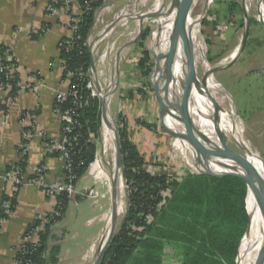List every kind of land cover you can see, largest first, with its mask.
Masks as SVG:
<instances>
[{
	"label": "rangeland",
	"instance_id": "obj_1",
	"mask_svg": "<svg viewBox=\"0 0 264 264\" xmlns=\"http://www.w3.org/2000/svg\"><path fill=\"white\" fill-rule=\"evenodd\" d=\"M166 1L168 3L170 0ZM207 2L208 0H190L188 10L193 17L201 16ZM155 3L156 0H108L96 14L91 35L93 58L97 66L95 74L101 89L99 97H95L101 101V107H99L101 129L99 138L95 140L97 154L93 165L97 161L99 171L102 170L104 175L98 174V169L95 166L94 169L93 166H90L86 176H90L94 182H90L88 195L96 196L95 200L99 207V212L96 214L97 219L98 221L100 217L104 219L105 229L100 245L105 243L112 228V197L114 196L112 159L104 155L102 138L104 110L113 120L120 144V137L125 130L129 141L137 146L147 162V172L175 178L178 173L183 172L196 175L205 173L198 169L192 171L189 168L176 147V134L171 131V127H169L171 130L168 128L162 118L163 110L153 84V81L156 83L155 78L152 81L157 68L151 42L154 33L168 25V20L162 16L151 19L142 27L143 32L150 30L145 47L151 55L152 72L149 76H145L141 70H139L140 73L137 72V65L143 59L142 50L138 46L143 32L137 39L140 31V18L151 11ZM249 5L252 23L247 49L237 63L217 72L213 77L220 89L216 96L219 101L224 103L223 108L227 111L234 110V121L239 126L238 136L242 145L227 134L222 127H219L221 131L219 140L216 139L218 129L215 127L212 128L211 138L215 140L217 146L238 156L246 157V153H248L258 157L264 167V27L259 21V0H249ZM243 27V0L212 1L206 17L195 29L197 39L191 45L192 49L197 48L195 54L198 60L197 62L193 60L192 64L198 83L199 81L204 83V78L210 69L223 65L232 58L239 45ZM126 46L129 47L125 49ZM130 48L131 51H129ZM124 51L130 52L128 56L141 52L139 63L135 64L132 69H128V76L122 73L126 70H122L124 63L129 58L128 56L127 59L125 58ZM91 79H94L92 70L90 72ZM182 88L186 93L190 91L188 84ZM103 96V101H106L105 108H103ZM88 105L87 103L86 107ZM169 114L171 121L172 111H169ZM141 122L143 125H139ZM125 123L128 124L127 129ZM186 152L193 159L196 158L191 149L187 148ZM121 170L125 183V199L123 200L125 205L124 213L118 217L117 228L123 222L128 211L129 188L125 181L123 166ZM118 182L117 180V184ZM98 221L95 222L93 228L99 225ZM95 232L96 230L89 235L86 234V238L82 237L79 247V253L82 256L86 254L89 245L94 242L95 236H97ZM170 252H167L169 258L166 260L167 264H169L168 262L175 263ZM86 257L87 261L83 258L80 262L89 264V256ZM95 259L96 256L91 264H94Z\"/></svg>",
	"mask_w": 264,
	"mask_h": 264
},
{
	"label": "trees",
	"instance_id": "obj_2",
	"mask_svg": "<svg viewBox=\"0 0 264 264\" xmlns=\"http://www.w3.org/2000/svg\"><path fill=\"white\" fill-rule=\"evenodd\" d=\"M107 1L93 0L87 8L84 0L79 1L84 14L74 34L73 48L69 51L61 49L63 66L67 70L63 73V80L67 79L68 73H74L75 76L70 80L72 92L82 93V107L77 113V121L81 127L73 133V136L80 137L81 144L72 156L77 181L86 176L97 154L95 140L99 138L101 129V101L92 97V93L86 88L90 82L93 61V53L87 42L94 29L96 14ZM51 6L60 8L65 3L57 2ZM149 35L150 30H145L138 44L143 55L139 68L145 76L152 72L151 55L145 47ZM63 42L71 40L64 39ZM11 66L18 68L10 49L0 42V83L5 88L11 87L10 98L14 101L20 91V77L15 72L12 78L7 69ZM79 72L84 74L83 81L76 78ZM76 85H79L78 90L73 89ZM73 101V96H69L64 104L55 105L58 111L64 112L73 106ZM4 110L7 108L4 107ZM125 125L127 129L128 124ZM139 125H143V122ZM128 137L124 130L120 139L124 177L129 188L128 211L116 229L102 264H167L168 251L174 257L173 264H236L241 242L250 224L246 183L233 177L210 175L185 174L181 181L167 175H153L146 171L145 158ZM90 139L93 142L87 143ZM55 155L60 157L58 152ZM20 167L24 171L26 162ZM16 198L12 201L13 213L17 205ZM7 199L6 195H2L1 202ZM58 201L63 210L60 223L70 200L63 195ZM149 217L153 218L150 223ZM9 218L0 209V219ZM40 224L37 221L29 230ZM53 228L48 227L44 232H39L38 246L33 248L28 245L29 253H18V262L50 264L47 250Z\"/></svg>",
	"mask_w": 264,
	"mask_h": 264
},
{
	"label": "crops",
	"instance_id": "obj_3",
	"mask_svg": "<svg viewBox=\"0 0 264 264\" xmlns=\"http://www.w3.org/2000/svg\"><path fill=\"white\" fill-rule=\"evenodd\" d=\"M64 1L0 0V42L10 49L20 77V91L12 102L10 92L0 83V202L9 187L7 174L21 162L19 151L25 133L29 134L25 176L29 178L44 167L48 186L66 181L64 164L47 143L62 139L63 119L55 102L60 92L69 91V82L63 80L60 44L73 35L70 17L63 7L57 8L55 14L48 12L49 5ZM79 1L72 0L78 14L82 12ZM129 51L123 52L125 58ZM140 54L126 58L123 75L128 76V69L139 63ZM137 67L140 73L139 65ZM37 126L44 131L45 138L35 134ZM90 182H93L90 176L78 181L77 193L70 200L63 220L50 233L47 250L50 264H84L80 260L87 261L86 256L91 264L97 257L105 224L103 218L98 217V221L96 216L99 212L96 196L88 195ZM16 199V209L0 235V264H14L27 228L54 208V203L30 182L22 186ZM96 221L99 225L93 228ZM94 230L97 236L82 256L79 253L82 237L86 238V234Z\"/></svg>",
	"mask_w": 264,
	"mask_h": 264
},
{
	"label": "bare ground",
	"instance_id": "obj_4",
	"mask_svg": "<svg viewBox=\"0 0 264 264\" xmlns=\"http://www.w3.org/2000/svg\"><path fill=\"white\" fill-rule=\"evenodd\" d=\"M212 1L208 0L201 16L193 17L189 10L185 14L181 13L182 0H170L168 3L166 0H156L154 8L140 18L139 27L157 16L168 20V25L158 29L151 40L157 68L152 81L155 78L156 83L153 81L155 91L164 104L162 118L168 128L171 127L172 130L169 129L176 134V147L192 171L198 169L215 175L222 172L215 167L207 154V143L213 142L215 146L212 151L218 162L230 170L243 172L249 169L264 178V167L258 157L251 154L241 157L216 145L215 140L211 138V131L214 127L217 129L222 127L227 134L242 145L238 136L239 126L234 121V110L227 111L223 108L224 103L216 96L220 89L213 78H210L205 88L204 83L197 82L193 64L190 73L187 72V42L190 41L192 45L197 39L195 29L206 17ZM196 49L191 47V63L193 60L194 62L198 60L195 54ZM185 84L190 85V91L187 93L182 88ZM210 96L218 106L217 112L214 110ZM169 111H172V121H170ZM114 128L113 120L107 114L103 122L102 138L104 155L112 159V182L116 179L119 181L117 190H113L114 196L112 197L113 201L117 202L119 217L124 213L125 183L122 170L119 169L117 162ZM187 148L192 150L196 158L193 159L188 155ZM97 163L96 161V165L94 164L92 168L94 169L95 166L98 174L104 175L102 170L99 171ZM246 203L250 224L239 249L237 264H256L264 248V203L261 191L251 186Z\"/></svg>",
	"mask_w": 264,
	"mask_h": 264
},
{
	"label": "built area",
	"instance_id": "obj_5",
	"mask_svg": "<svg viewBox=\"0 0 264 264\" xmlns=\"http://www.w3.org/2000/svg\"><path fill=\"white\" fill-rule=\"evenodd\" d=\"M86 7H90L91 4L93 3V0H84ZM65 6L63 7L65 11L67 12L68 16L70 17V28L73 32L72 37L68 38L71 40V42L65 43L61 42L60 44V49L64 50H70L73 48L74 45V34L77 30V25L80 23L81 17L84 14L82 11L80 14H78L75 10V7H73V2L72 0H65L64 1ZM82 10V8H81ZM48 12L50 14H55L57 12V8L49 5L48 7ZM87 46L90 48L91 52L93 53V48H92V39L91 37L89 38L87 42ZM10 72V75L12 78H14L15 72H17V69L13 66L7 68ZM66 68L63 66V73L66 72ZM83 72H79L76 76V78L80 81H83ZM75 76L74 73H68L67 74V79L65 80L66 82H69V91L68 92H60L56 98L55 104H64L67 101V98L69 96H73V106L64 111L61 112L62 119H63V129H62V139L59 142L55 143H48L50 147V151L52 152H58L60 153V159L62 160L65 171H66V181L65 183L58 185V186H48L46 181H45V168L41 167L39 168L34 175L31 177H26L24 174L23 169L20 167L21 164L25 163V158H26V147H27V140L29 138V134L25 133L24 138L25 141L23 142L21 148H20V155H21V162L13 168L6 177V182L8 184V189H5V192L3 195H6L8 197L7 200L0 202V209L4 210L7 214V216H11L13 214L12 210V201L17 197L18 192L22 188V186L26 182H30L33 185L39 187L42 192L49 198L54 203V208L53 210L45 215L44 217H40L37 219V221H40L41 224L38 225L36 228L29 230L27 228L23 241L19 247L18 253L22 254H28L29 252L27 251L28 245L32 246L35 248L38 246L39 243V232H44L48 227H55L58 223L59 220L62 219L63 213H62V207L59 204V197L60 196H66L69 200H71L77 193V179L74 174L73 170V161H72V156L73 153L75 152L76 148L79 146L81 147V144L79 143V136L74 135L73 133L76 129H79L81 127L80 123L77 121V118H79L78 109H81L82 107V93L81 91H75L72 92V87L70 84V80ZM6 91L11 92V87L7 86V88L3 87ZM79 85H76L73 87V89L78 90ZM86 88L88 91L92 93V97H99V93L97 92L96 84L94 80H90V82L87 83ZM99 94V95H98ZM104 97V96H103ZM11 102L13 99H10ZM108 101V100H107ZM36 132L35 134L45 138V133L44 131L39 128V126L36 127ZM93 142L92 139L88 140L87 143ZM93 164L91 165V167ZM92 172V169H91ZM90 172V174H91ZM187 173H178L176 180L181 181L183 176ZM2 200V199H1ZM7 220H1L0 219V235L3 231V226ZM36 221V222H37ZM153 218L149 217L148 222H152ZM14 264H21L18 262L17 259H15Z\"/></svg>",
	"mask_w": 264,
	"mask_h": 264
},
{
	"label": "water",
	"instance_id": "obj_6",
	"mask_svg": "<svg viewBox=\"0 0 264 264\" xmlns=\"http://www.w3.org/2000/svg\"><path fill=\"white\" fill-rule=\"evenodd\" d=\"M190 6V0H182V6H181V13L185 14L188 10ZM209 10V9H208ZM208 13V11L206 12V14ZM243 20H244V27H243V32H242V36L239 42V45L237 47V49L235 50L232 58L225 64L220 65V66H215L212 69H210L205 78H204V86L205 88H207L210 78H213L214 75L217 72L223 71L231 66H233L235 63L238 62V60L243 56V54L245 53L247 46H248V42H249V38H250V28H251V23H252V16H251V8L249 5V0H243ZM259 21L261 23V25L264 27V0H259ZM143 25L140 27V31L138 34L137 39L140 37V35L142 34V30H143ZM129 47L126 46L125 49ZM187 58H188V62H187V69H188V73H190V69L192 70V63H191V43L190 41L187 42ZM122 53V51H121ZM120 53V54H121ZM96 62L93 58L92 61V72H93V80L96 84V88H97V92L100 93L101 89L99 86V82L97 80L96 77ZM189 75V74H188ZM102 97V101H103ZM210 99L212 100L213 103V107L215 112L218 111V106L217 104L213 101V99L210 96ZM160 101V99H159ZM106 105V101H103V108H105ZM160 105L162 110L164 109V104L160 101ZM104 110V109H103ZM104 119L107 117V114L104 110ZM115 130V128H114ZM221 136V131L218 129L216 131V139L219 140ZM115 140H116V146H117V162H118V166L119 169L122 168L123 166V156H122V148H121V144L119 141V138L117 136L116 130H115ZM215 146V144L213 142L211 143H207V154L209 159L212 161V163L215 165V167L219 168L222 172H219V174L215 175V174H211V173H204L202 175H210V176H215V177H233V178H237L240 179L242 181H244L248 187V193H249V188L252 186L254 188H257L261 191L262 194V198H263V203H264V178L261 177L260 175L255 174L252 170H245L243 172L241 171H237V170H230L229 168H227L226 166H224L223 164H221L220 162L217 161V159L215 158V154L213 153V147ZM248 154V153H246ZM117 187V179L114 182V191L116 190L115 188ZM117 222H118V206H117V202L113 201V212H112V228L106 238V241L104 244L100 245L97 257L95 259L94 264H102V261L104 259V256L111 244V240L116 232L117 229ZM264 263V248L263 251L261 253V255L259 256L258 260L256 261V264H263ZM237 264V261H236Z\"/></svg>",
	"mask_w": 264,
	"mask_h": 264
}]
</instances>
